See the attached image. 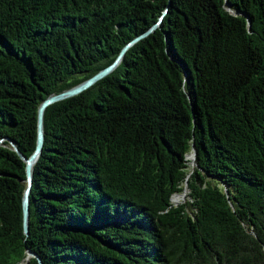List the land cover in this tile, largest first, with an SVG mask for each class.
Instances as JSON below:
<instances>
[{"label":"trees","instance_id":"16d2710c","mask_svg":"<svg viewBox=\"0 0 264 264\" xmlns=\"http://www.w3.org/2000/svg\"><path fill=\"white\" fill-rule=\"evenodd\" d=\"M156 22L44 108L24 234L8 139ZM37 258L264 264V0H0V264Z\"/></svg>","mask_w":264,"mask_h":264},{"label":"water","instance_id":"95a60500","mask_svg":"<svg viewBox=\"0 0 264 264\" xmlns=\"http://www.w3.org/2000/svg\"><path fill=\"white\" fill-rule=\"evenodd\" d=\"M229 9V7H228ZM158 22L154 23L152 26H150L149 29H147L146 31H144L143 33L139 34L138 36L132 38L130 41H128L127 43H125L120 51L118 52L117 56L115 57V59L109 63L108 65H106L105 67L99 69L97 72H95L93 75H91L90 77L80 81L79 83L64 89L58 93L55 94H51L47 97H45L44 99H42L40 101V103L37 106V111H36V137H35V145H34V149L33 151L29 154V156L25 157L24 155H22L17 148L15 147V145L12 143V141L10 139H8V141L11 144V147L13 148L14 151H16V153L19 155V157L24 161V170H25V181H26V187L24 188L23 194H22V198H21V217H22V230L24 232V234H27V220H28V192L30 189V185H31V168L33 163L35 162L36 158L38 157V154L40 152L41 149V145H42V115H43V111L44 108L57 100L63 99V98H67L70 96H73L79 92H81L82 90L86 89L88 86H90L92 83H94L95 81H97L98 79H100L101 77L105 76L106 74H108L115 66L116 64L119 62V60L121 59L124 51L127 49V47H129L131 44H133L135 41H137L138 39L146 36L148 33H150L157 25ZM194 155L195 152L192 151L190 154L187 155V157H189L191 160L194 159ZM183 194H181L182 196ZM33 254L29 251H27V257L32 256ZM37 262L38 264H41V262L38 260L37 258Z\"/></svg>","mask_w":264,"mask_h":264},{"label":"rangeland","instance_id":"374dc122","mask_svg":"<svg viewBox=\"0 0 264 264\" xmlns=\"http://www.w3.org/2000/svg\"><path fill=\"white\" fill-rule=\"evenodd\" d=\"M184 194L182 195V196H178V198L176 199V200H174L175 202H179V201H181L182 199H184Z\"/></svg>","mask_w":264,"mask_h":264},{"label":"bare ground","instance_id":"6f19581e","mask_svg":"<svg viewBox=\"0 0 264 264\" xmlns=\"http://www.w3.org/2000/svg\"><path fill=\"white\" fill-rule=\"evenodd\" d=\"M188 158H189V157H188ZM178 196L180 197L181 195H177V194H176V195H174V196L172 197L171 200H172L173 202H175L174 200H176V199L178 198Z\"/></svg>","mask_w":264,"mask_h":264}]
</instances>
